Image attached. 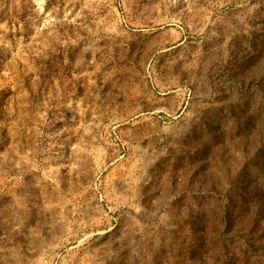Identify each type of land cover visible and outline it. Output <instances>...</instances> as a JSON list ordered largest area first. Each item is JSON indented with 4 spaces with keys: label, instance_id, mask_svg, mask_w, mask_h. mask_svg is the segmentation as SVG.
I'll return each instance as SVG.
<instances>
[{
    "label": "rangeland",
    "instance_id": "374dc122",
    "mask_svg": "<svg viewBox=\"0 0 264 264\" xmlns=\"http://www.w3.org/2000/svg\"><path fill=\"white\" fill-rule=\"evenodd\" d=\"M0 264H264V0H0Z\"/></svg>",
    "mask_w": 264,
    "mask_h": 264
}]
</instances>
